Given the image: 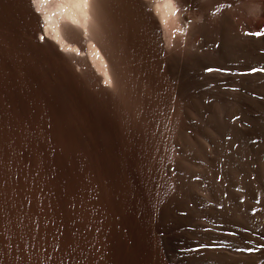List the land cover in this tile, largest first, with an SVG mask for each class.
Returning <instances> with one entry per match:
<instances>
[{"label":"bare ground","instance_id":"6f19581e","mask_svg":"<svg viewBox=\"0 0 264 264\" xmlns=\"http://www.w3.org/2000/svg\"><path fill=\"white\" fill-rule=\"evenodd\" d=\"M26 7L29 41L111 115L142 196L38 98L12 101L0 59V264H264V0Z\"/></svg>","mask_w":264,"mask_h":264},{"label":"rangeland","instance_id":"374dc122","mask_svg":"<svg viewBox=\"0 0 264 264\" xmlns=\"http://www.w3.org/2000/svg\"><path fill=\"white\" fill-rule=\"evenodd\" d=\"M28 3H33V0H0V59L3 60L4 65H6L5 74H7V82H9V86H11L9 92H12V94H10V98L12 96L11 99H13L12 101L14 102L16 101L15 103H33L38 98L39 102L38 100L37 102L40 106H42L41 108H43L42 110L49 118V121L52 120L51 123L55 122L56 126H54L58 128L60 134H63L64 132L67 136H70V139L72 140L71 142L74 143V146L75 144L77 145L75 146L76 151L80 152V148H88L90 154L97 157L99 159L97 160L100 161V163L109 162L111 158L116 167L119 166L118 168L127 170L129 175H131V185L132 187L137 188H135L137 191L132 188L133 194H140L139 196H142L141 190L136 184L132 173L135 166L134 157L129 155L130 153L127 154V151L124 152L121 148V139L118 135L119 131L116 127L117 125H113L112 118H109L111 115L103 108L101 105L102 103H100L98 99L92 97L74 80L66 76L65 73H63L59 67L56 66L55 62L50 59V57L45 55L46 51L43 50L44 44L42 42V36H36V38L40 41L38 45H35V43L32 44V42L27 38V31L33 25V21H30L31 19L28 17L30 16L28 8L26 7ZM248 3L253 4L252 2ZM248 5L244 7L246 12L242 9H239L238 12L241 15L243 14V17L245 18L247 15H251L252 18L258 19V16L252 13L250 7L252 5ZM34 10L37 15L41 17V13H39L35 8ZM259 13L264 14V7L261 11H259ZM42 25L43 21L39 23V26ZM49 39L51 38L49 37ZM59 49L67 56L72 54L71 51L62 50L61 48ZM41 50H43L45 54L42 53ZM82 56H84V54ZM142 69L143 75L145 73V76L147 75L151 80L153 79L152 77L155 76L153 81L158 82L159 77L156 72H149L147 74L146 72H148V70L145 68ZM253 69H257L258 71L254 72ZM261 69H264V61L258 66H254L252 68L253 76L264 75V71H259ZM211 72H215V70H211ZM234 72L241 77L245 75V71H242L241 68H237ZM154 73L155 75L152 76ZM97 74L99 73L97 72ZM69 79L71 80L69 81ZM101 83L105 86L108 85L102 80ZM150 87L152 88V86H147V90L151 91L152 89H150ZM154 90L155 86L152 92H149L151 94L153 93L152 95H156L155 92H153ZM150 93L148 94L149 96L146 95L147 93L143 96L145 108H148L150 105L148 103L155 99L152 95H150ZM254 95H258L256 98L264 100V92L263 95L262 93H254ZM148 100L151 101L148 102ZM155 102L157 101H154L153 103ZM151 106V109H156V105L155 108H153L154 106ZM57 125L59 126L57 127ZM56 128L54 129L56 130ZM61 136L62 135H60V139L63 138ZM69 136L67 138H69ZM60 142L62 143L63 141ZM143 196L145 197V194H143ZM249 249L251 248L246 249V247L244 248L243 246V248H239L234 255L236 257L243 255L246 256L249 253H252V249L250 252ZM192 250H194V248H185L183 253H189Z\"/></svg>","mask_w":264,"mask_h":264},{"label":"snow or ice","instance_id":"6c2138e0","mask_svg":"<svg viewBox=\"0 0 264 264\" xmlns=\"http://www.w3.org/2000/svg\"><path fill=\"white\" fill-rule=\"evenodd\" d=\"M82 2L84 3V4H87L88 3V0H82ZM211 71V70H210ZM253 71L255 72V71H258L257 69H253ZM259 71H264V69H261V70H259ZM249 251H251V249H249Z\"/></svg>","mask_w":264,"mask_h":264}]
</instances>
